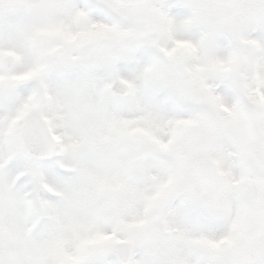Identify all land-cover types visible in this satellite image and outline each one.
<instances>
[{
    "label": "snow or ice",
    "instance_id": "6c2138e0",
    "mask_svg": "<svg viewBox=\"0 0 264 264\" xmlns=\"http://www.w3.org/2000/svg\"><path fill=\"white\" fill-rule=\"evenodd\" d=\"M0 264H264V0H0Z\"/></svg>",
    "mask_w": 264,
    "mask_h": 264
}]
</instances>
